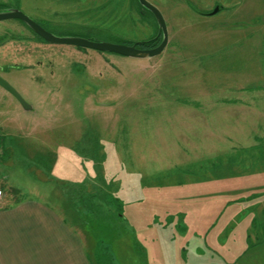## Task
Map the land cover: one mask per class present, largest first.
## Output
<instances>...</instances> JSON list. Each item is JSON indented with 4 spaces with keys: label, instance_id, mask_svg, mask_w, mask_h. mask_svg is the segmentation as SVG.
Here are the masks:
<instances>
[{
    "label": "rangeland",
    "instance_id": "rangeland-1",
    "mask_svg": "<svg viewBox=\"0 0 264 264\" xmlns=\"http://www.w3.org/2000/svg\"><path fill=\"white\" fill-rule=\"evenodd\" d=\"M0 1L60 37L158 33L138 0ZM147 1L151 58L0 20V77L31 106L0 86V192L74 198L93 264H264V0Z\"/></svg>",
    "mask_w": 264,
    "mask_h": 264
},
{
    "label": "crops",
    "instance_id": "crops-1",
    "mask_svg": "<svg viewBox=\"0 0 264 264\" xmlns=\"http://www.w3.org/2000/svg\"><path fill=\"white\" fill-rule=\"evenodd\" d=\"M3 196L0 264H93L84 242L87 229L84 222L76 224L82 220L75 209L76 214L34 197Z\"/></svg>",
    "mask_w": 264,
    "mask_h": 264
},
{
    "label": "water",
    "instance_id": "water-1",
    "mask_svg": "<svg viewBox=\"0 0 264 264\" xmlns=\"http://www.w3.org/2000/svg\"><path fill=\"white\" fill-rule=\"evenodd\" d=\"M139 4L146 10L150 11L157 22L158 25V33L161 34V41L158 45L151 48H139L136 46V43L131 45L121 44V43H111L106 41L99 40H91L87 38L77 37V36H56L51 32L46 31L38 24H36L32 19L26 16L24 13L19 11L18 9H10L6 12H0V20L9 19V18H17L26 23L36 34L42 37L44 40L54 44H71L75 46L88 47L93 48L99 51L105 52H113L123 56L134 57V58H151L158 55L162 50L166 47L168 42V33L164 18L162 17L159 10L152 5L147 0H138ZM219 10V6H216L210 14H215ZM0 86L5 88L8 92H10L23 106L25 110L30 109V105H28L20 94L6 82L4 79L0 77Z\"/></svg>",
    "mask_w": 264,
    "mask_h": 264
},
{
    "label": "trees",
    "instance_id": "trees-1",
    "mask_svg": "<svg viewBox=\"0 0 264 264\" xmlns=\"http://www.w3.org/2000/svg\"><path fill=\"white\" fill-rule=\"evenodd\" d=\"M137 3H138V1H137ZM138 6L141 8V6L139 5V3H138ZM156 34L154 36L150 37V38L143 39V40H139V41H135L136 46L137 47H140V48H151V47H154V46L158 45L159 42H160V40H161V34H158V33H156ZM72 203H73L72 204V207L73 208L75 207V210L77 211V213L79 215H81V216L83 215V217H84L85 212L82 211V210H85V209H82V207L79 206L78 203L75 204L74 203V198L72 200Z\"/></svg>",
    "mask_w": 264,
    "mask_h": 264
},
{
    "label": "flooded vegetation",
    "instance_id": "flooded-vegetation-1",
    "mask_svg": "<svg viewBox=\"0 0 264 264\" xmlns=\"http://www.w3.org/2000/svg\"><path fill=\"white\" fill-rule=\"evenodd\" d=\"M214 7H215V4H214V6H213V8H212V10L214 9ZM220 8H221V6H219V10L218 11H220ZM10 9H13V8H11L10 7V5H8V3L7 2H5V1H0V12H6V11H8V10H10ZM212 10H210V12L208 11V12H205V13H202V14H204V15H208V14H210L211 13V11ZM20 11V10H19ZM22 12V11H21ZM23 13V12H22ZM26 15V14H25ZM27 16V15H26ZM30 18V17H29ZM9 19H11V18H9ZM13 19H17V18H13ZM31 19V18H30ZM2 20H5V19H2ZM17 20H20V19H17ZM22 23H24L22 20H20ZM34 21V20H33ZM35 22V21H34ZM36 24H38L40 27H42L43 29H45L46 31H48L49 32V30H47L45 27H43L42 25H40L38 22H35ZM29 29H30V31L33 33V34H35V36H37L40 40H43V41H46V40H44L42 37H40L38 34H36L26 23H24ZM47 42V41H46ZM50 43V42H49Z\"/></svg>",
    "mask_w": 264,
    "mask_h": 264
}]
</instances>
